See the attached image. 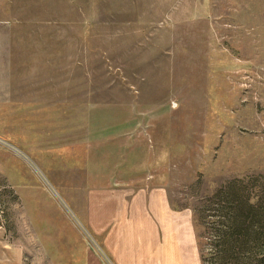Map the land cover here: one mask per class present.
I'll return each mask as SVG.
<instances>
[{
	"label": "rangeland",
	"instance_id": "obj_1",
	"mask_svg": "<svg viewBox=\"0 0 264 264\" xmlns=\"http://www.w3.org/2000/svg\"><path fill=\"white\" fill-rule=\"evenodd\" d=\"M138 194L264 264V0H0V264H116Z\"/></svg>",
	"mask_w": 264,
	"mask_h": 264
},
{
	"label": "crops",
	"instance_id": "obj_2",
	"mask_svg": "<svg viewBox=\"0 0 264 264\" xmlns=\"http://www.w3.org/2000/svg\"><path fill=\"white\" fill-rule=\"evenodd\" d=\"M144 198L138 194L117 210L124 220L120 218L118 221L119 242L113 249L116 264H139L140 259L145 260L141 264H182L184 238L181 237V228H176L170 206L163 200L161 203L158 197L148 196L153 210H140ZM140 214L146 217V228L140 226L144 223ZM169 245L170 249L167 248Z\"/></svg>",
	"mask_w": 264,
	"mask_h": 264
}]
</instances>
